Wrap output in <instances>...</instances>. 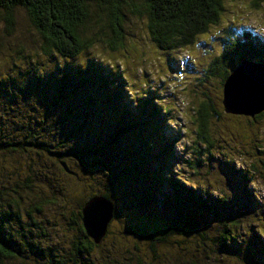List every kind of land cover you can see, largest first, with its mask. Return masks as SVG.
<instances>
[{"label":"trees","instance_id":"trees-1","mask_svg":"<svg viewBox=\"0 0 264 264\" xmlns=\"http://www.w3.org/2000/svg\"><path fill=\"white\" fill-rule=\"evenodd\" d=\"M261 4L264 0H255L252 7ZM125 10L143 12L150 40L173 52L187 50L218 26L222 6L221 0H0L6 36L23 11L40 41L36 50L12 48L0 64V264H118L107 252L115 244L128 246L123 238L100 249L105 238L97 246L84 230L81 210L94 196L111 200L115 213L124 212L128 237L144 245L146 256L129 251L128 264H223L224 259L264 264V208L238 213L227 187L210 179L218 167L220 173L239 172L238 181L246 184L253 174L264 180V140L254 131L264 113L252 120L225 116L204 93L181 125L178 108L159 100L152 87L144 83L145 93L127 92L129 78L119 66L84 64L82 57L95 47L111 54L123 49ZM236 31L227 29L224 50L206 69L207 78L221 86L233 71L226 67L228 59L264 62L259 34L243 27L239 39ZM223 117L252 124L239 155H214ZM172 122L177 131L169 133ZM178 147L183 153L175 152ZM240 159L248 170L237 168ZM25 191L36 198L22 209ZM66 197L77 205L69 212L79 237L47 258L33 240L45 236L36 215L44 214V205L63 212ZM144 212L157 222L142 220ZM17 224L23 232L12 231ZM97 249L101 260H95Z\"/></svg>","mask_w":264,"mask_h":264},{"label":"rangeland","instance_id":"rangeland-1","mask_svg":"<svg viewBox=\"0 0 264 264\" xmlns=\"http://www.w3.org/2000/svg\"><path fill=\"white\" fill-rule=\"evenodd\" d=\"M253 3H255V0H221L222 11L218 26L211 27L205 35L200 36L198 41L194 45L188 47L187 50L173 52L161 51L150 40L147 31L148 20L143 12L140 11L142 14L137 16L131 15L125 10L124 13L127 14V21L124 28L127 39L123 49L111 54L109 52H104L106 49L95 47V49L90 51L86 56L82 57V62L87 65L90 61L96 60L98 65L107 69H111L112 65L119 66L120 71L122 72L123 70V73L129 78L127 92L134 90L137 91V94L145 93L143 90L144 87H142L144 83L152 87L154 92L158 95L159 100L164 101V104L172 103L178 108L179 114H176V117L182 125L185 121V117H187L186 112L188 114L192 113V107H196L200 99H203L202 95L204 93L210 96L217 109L222 111V86L217 79L207 78L206 69L209 67L212 60L219 56L224 50V39L226 38L227 29L229 27H235L237 31L234 35L236 38L241 39V28L245 27L259 34V38L264 41V4H261L259 9H254L252 7ZM15 21L16 27L11 37L6 36L3 25L0 22V64L3 61L2 54H9L12 48L18 45H24L26 50L32 51L34 49L36 50L40 44L39 37L32 25L28 22L23 11L17 13ZM88 30L90 31L91 27H89ZM171 63L174 65L172 66ZM238 64L239 59H237V57L230 58L226 62V67L229 66L232 70ZM116 66H113V68ZM224 115L226 116L227 114ZM249 119L252 120V118ZM219 123L217 128L220 134L216 138L220 147L219 149L217 148L214 155L220 153L225 156L239 155V149L243 150L242 148H246L242 140L244 137L251 136L252 132L250 126L252 124L233 119L232 117H223ZM175 125V122L170 124L169 133L173 132V130L177 131V129L174 128ZM254 125L255 132L261 131L262 137L260 140L263 141L264 119L257 121ZM230 130L233 135H230ZM179 131L180 133H184L183 129ZM188 132L191 133L189 137L191 139L194 133L191 126ZM179 146H182V143ZM174 150L178 154L183 153L180 147ZM219 157L221 156L219 155ZM237 158L238 157L235 159ZM214 163L218 166L219 163L217 158ZM236 166L237 168L240 166V168L242 167L248 170V164L244 163L241 159L237 160ZM214 170L216 171L211 172L212 177L210 179L217 185H219L221 181L223 186L227 187V189H225L226 193L230 195L231 201L237 205L235 210L238 213L244 215L252 214L254 211H259L258 208H264V180H261L256 174H253L254 177L251 178V183L246 184L243 181H238L240 179V173L237 171L222 170L223 172L220 173L218 167ZM187 176V173H185L184 177ZM201 177H203V175H201ZM219 186L221 187V185ZM210 190L212 191V189ZM23 194L22 201H24V203L27 201V203L21 206L22 209L29 207L30 204H34L36 198L33 191H25ZM66 198L68 201L60 200L62 203H65V205L63 204L65 206L63 212L60 206L44 205V214L36 215V221L39 226L42 227L45 236L40 239L35 235L33 240L39 243L40 250H42L41 252L48 254L47 258H50L49 255L51 254H54V256L58 255V251L65 249L70 240L79 237V234H77L75 232L76 230L71 226V211L69 209H76L77 205H75L73 200L71 201L69 197ZM140 218L147 221V223L157 222L156 220L152 221L154 218L149 212L142 213ZM129 220L130 219L124 215V212L120 211L115 213L114 211L113 220L108 228L109 233L106 235L100 249H109L110 246L108 247V245L115 244L120 237L123 238V243L128 246L117 247V244L113 245L114 250L109 249L110 252H107L109 261L118 264H128L132 263V257L131 254L128 253L129 251L140 254L141 256H146L147 254V251L144 252L145 249L142 243H138L134 237H128L129 233L127 234L126 229L128 231L130 230L128 226ZM160 221L161 220L158 222ZM22 224L27 226V220L22 221ZM15 227L14 230L12 229L14 233L23 232L25 229L22 227L18 228V224ZM122 231H124V233H122ZM136 244H139L141 248L138 249V251L134 249ZM101 252L102 251L99 249L95 251L97 256L95 260H101V255L99 256ZM43 255L44 254L40 253V256L44 257ZM223 262V264H241L235 260L228 259H224Z\"/></svg>","mask_w":264,"mask_h":264},{"label":"water","instance_id":"water-1","mask_svg":"<svg viewBox=\"0 0 264 264\" xmlns=\"http://www.w3.org/2000/svg\"><path fill=\"white\" fill-rule=\"evenodd\" d=\"M221 105L227 115L254 118L264 113V63H239L223 83ZM114 211L113 202L102 196L91 197L83 205L82 224L95 245L107 235Z\"/></svg>","mask_w":264,"mask_h":264},{"label":"snow or ice","instance_id":"snow-or-ice-1","mask_svg":"<svg viewBox=\"0 0 264 264\" xmlns=\"http://www.w3.org/2000/svg\"><path fill=\"white\" fill-rule=\"evenodd\" d=\"M241 90H243V86L241 87Z\"/></svg>","mask_w":264,"mask_h":264},{"label":"clouds","instance_id":"clouds-1","mask_svg":"<svg viewBox=\"0 0 264 264\" xmlns=\"http://www.w3.org/2000/svg\"><path fill=\"white\" fill-rule=\"evenodd\" d=\"M205 39H206V37H205Z\"/></svg>","mask_w":264,"mask_h":264}]
</instances>
